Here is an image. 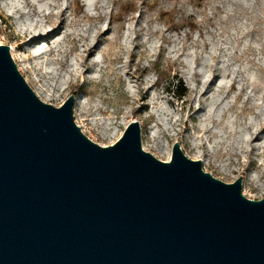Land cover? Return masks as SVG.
Here are the masks:
<instances>
[{"label":"rangeland","instance_id":"rangeland-1","mask_svg":"<svg viewBox=\"0 0 264 264\" xmlns=\"http://www.w3.org/2000/svg\"><path fill=\"white\" fill-rule=\"evenodd\" d=\"M0 38L43 101L79 98L94 141L135 119L156 157L179 142L264 197V0H0Z\"/></svg>","mask_w":264,"mask_h":264},{"label":"water","instance_id":"water-1","mask_svg":"<svg viewBox=\"0 0 264 264\" xmlns=\"http://www.w3.org/2000/svg\"><path fill=\"white\" fill-rule=\"evenodd\" d=\"M75 97L43 101L0 43V264H264V197L188 157L143 147L140 121L103 146Z\"/></svg>","mask_w":264,"mask_h":264},{"label":"bare ground","instance_id":"bare-ground-1","mask_svg":"<svg viewBox=\"0 0 264 264\" xmlns=\"http://www.w3.org/2000/svg\"><path fill=\"white\" fill-rule=\"evenodd\" d=\"M0 40H1V38H0ZM12 52H13L14 59L18 60L19 56H18V54H16V53L14 52V47H12ZM38 53H39V52H38ZM25 65H26V64L21 65V69L24 68ZM75 102H76V106H77V105L79 104V98H76V101H75ZM75 111L78 113V111H77V107L75 108Z\"/></svg>","mask_w":264,"mask_h":264}]
</instances>
